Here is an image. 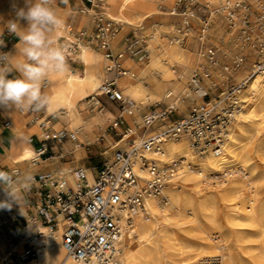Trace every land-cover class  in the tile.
<instances>
[{"label": "bare ground", "instance_id": "obj_1", "mask_svg": "<svg viewBox=\"0 0 264 264\" xmlns=\"http://www.w3.org/2000/svg\"><path fill=\"white\" fill-rule=\"evenodd\" d=\"M102 1L106 16L121 23L114 41L131 28L140 30L141 36L149 38L147 47H138L132 43L126 48L125 62L128 71L117 79L118 86L139 106L133 114L115 106L116 111L125 117L130 126L141 124L151 104L165 105L170 91L174 93L180 110H186L190 104L203 101L189 83L196 71L193 73V70L205 59L202 58V53L199 54L181 44V36L190 35L187 31L192 29V26L179 28L173 24L167 26L165 23L149 25L151 18L163 12L160 8L162 1L166 0ZM201 1L209 6L213 19L212 5L240 0ZM22 7L20 0H0V33L10 21L17 19L16 12ZM90 11L92 13L96 10L92 8ZM163 13L179 14L176 9ZM188 15H191L192 21L194 17L198 18L203 25L202 17L194 12H189ZM85 16L88 18L89 29L91 16ZM63 21L64 26L61 29H53L50 34L53 47L61 48V35L75 40L74 35L66 31L69 24L64 19ZM172 31L175 32L173 43L165 42L163 36ZM202 31L207 33L206 29L202 28ZM229 38L238 39L236 35H229ZM137 42L140 43V40ZM236 43L233 42V45ZM21 47L16 45L8 52L15 67L25 63V57L20 52ZM142 50L148 55L147 62L144 63H140L136 58ZM126 54L130 59L126 58ZM74 61L80 66L74 67ZM67 64V73L49 71L41 82V88L45 96L59 102L57 109L52 113L45 110L46 117L52 114L57 116V123L52 122L51 127L76 135L73 153L78 161L86 153L85 145L93 144L99 139L98 130L103 121L101 115L88 108L87 100L91 96L102 95L100 86L111 78L112 74L105 69L106 59L103 51L88 46H82ZM240 98L245 103L236 115L231 132L222 144L220 152L211 149L198 154L193 151L187 138L167 139L163 144V152L159 155L160 164L167 166L178 161L176 173L166 183L160 195L146 197L145 209L133 217L132 227L128 228L122 237L120 264H264V72L250 76ZM3 111L8 117L10 128L15 132V137L9 141L7 154L19 169V175L16 177L22 176L26 169L32 170L38 166L31 160L35 149L28 134L22 131L33 116L30 110L3 108ZM106 115H116L111 105L107 106ZM46 117H43V120ZM157 124L160 128L166 126L161 122ZM110 145L107 153L111 156L113 147L111 143ZM68 168L72 167L55 170ZM87 173L92 181L91 169H87ZM139 173L149 177L145 171ZM14 179L10 181L6 177L0 201L2 198L6 199L9 194H23L27 181L16 183ZM67 179L74 184L70 174ZM10 189L12 192H9ZM218 201L225 209L224 224L237 231L232 238L239 248L238 255H235L236 251L234 253V248L230 245L229 233L225 236L227 233L221 232L217 240L216 237L205 238L199 246V253L193 256L190 254L192 246L184 237L198 228L201 233H205V220L217 228L220 226L216 210ZM251 253L255 255H250ZM42 256L40 264H80L67 256L60 237L48 241L42 250ZM214 258H219V263L217 260L213 261Z\"/></svg>", "mask_w": 264, "mask_h": 264}, {"label": "built area", "instance_id": "obj_2", "mask_svg": "<svg viewBox=\"0 0 264 264\" xmlns=\"http://www.w3.org/2000/svg\"><path fill=\"white\" fill-rule=\"evenodd\" d=\"M79 1V11L91 16V30L87 33V28L78 29L75 40L59 37L66 61L82 46L102 50L105 69L112 77L101 84L100 92L118 104L119 110L133 114L139 106L117 84V79L128 71L125 53L132 44L130 38L126 37L122 43L125 49L116 51L114 38L121 23L106 16L102 0ZM176 3L182 7L179 15L187 27L190 26L189 12L199 15L210 11L200 0H176ZM92 8L96 11L91 13ZM213 11L214 17L215 13L220 16L222 24L211 23V11L207 18L202 16V28L207 33L201 29L198 39L201 47L202 43L204 45L202 56L205 60L190 82L192 90L203 99L202 103L190 104L188 112L180 111L170 91L167 103L151 108L141 124L130 126L120 113L109 117L108 123L101 127L99 140L108 145L112 143L111 156L103 150L102 155L107 158L93 167L76 166L31 176L26 184L24 212L12 205L11 210L3 209L0 214V264H40L42 250L48 241L57 237L67 256L80 264H120L122 237L132 227L133 217L145 209L146 197L160 195L176 173V161L167 166L160 164L159 155L167 139L187 138L198 154L211 149L221 151L245 103L240 96L250 76L264 72V0L226 2ZM8 25L0 35V68L9 62L5 47V38L11 33ZM215 25H222V35L211 36L210 30ZM66 31L73 34L72 26L68 25ZM230 33L238 37L235 45L228 41ZM206 40H209L207 46ZM136 58L141 62L148 55L145 51L142 55L138 53ZM7 75L9 78L11 74ZM102 95L87 100L89 109L101 115L107 110ZM30 112L33 113L31 121L42 131L41 139L37 135L29 137L31 143L36 139L40 141L31 159L34 164L51 157L56 144L67 138L77 140L73 132L52 129L53 115L43 120L39 111ZM159 122L166 126L160 128L156 125ZM5 126L9 128L10 122L6 121ZM87 169H91L92 181ZM140 171L147 172L149 177H144ZM68 174L73 177L74 184L68 181ZM17 175L19 169L15 166L10 169L8 178L12 181ZM1 184L0 180V189Z\"/></svg>", "mask_w": 264, "mask_h": 264}, {"label": "clouds", "instance_id": "obj_3", "mask_svg": "<svg viewBox=\"0 0 264 264\" xmlns=\"http://www.w3.org/2000/svg\"><path fill=\"white\" fill-rule=\"evenodd\" d=\"M53 0H25V6L16 12L17 19L9 22V31L18 37L21 54L27 62L18 64L17 78H8L0 70V109L41 111L50 113L58 107V101L42 93L41 82L49 71L67 73L69 67L62 48L51 46L47 39L50 29H61L63 19L51 5ZM5 173L0 171V180ZM20 197L9 194L0 201V209L11 210ZM11 201V203L9 202Z\"/></svg>", "mask_w": 264, "mask_h": 264}, {"label": "crops", "instance_id": "obj_4", "mask_svg": "<svg viewBox=\"0 0 264 264\" xmlns=\"http://www.w3.org/2000/svg\"><path fill=\"white\" fill-rule=\"evenodd\" d=\"M20 2L22 4V6L24 7L25 6V0H20ZM80 4L81 3L79 0H68V1L53 0V3L51 6L53 8H55L58 15L62 19H64L66 21V23L71 22L75 26V28H77V30H78L79 28H81L83 26H84V28H87V26H88L87 25L88 24L87 16L83 15L79 11ZM7 25L5 26V28H3V31H1L0 35H2L4 33ZM51 31H52V29H50L48 31L47 39L52 46L51 37H50ZM7 38H9V40ZM122 43L123 42L121 40L120 44H122ZM16 45H18V37L15 34L10 33V35L5 38V47L9 52V50L13 49ZM25 62H26V57H25ZM73 63H74L73 64L74 67L80 66V64L77 61H74ZM125 64L127 65L126 62H125ZM127 67H128V65H127ZM2 70L6 74L7 73L11 74L9 76V78H17L20 76V73L16 70V67L13 65L10 58H9V62L7 63V65L4 68H2ZM106 101H109V100L107 99ZM109 103H111L113 110L115 111L116 115H118L119 113L115 109L116 104H114L111 101H109ZM106 108H107V105H106ZM39 113H40V116L46 117L45 110H41V111H39ZM31 114L33 116V113H31ZM95 114H97V113H95ZM52 115H53L52 116V118H53L52 122L57 123L56 114H52ZM98 115H101V114H98ZM116 115H114V116H116ZM100 117H102V120H103L101 123V127H104L108 123V118L110 116H107L106 112H105ZM6 121H8V117L5 115L3 109H0V171H3L5 173L3 180H1V183H2L1 187L2 188L0 189V195L4 192L5 186L3 185V182L5 181L6 177L9 176L10 169L12 167L16 166L10 160V158L8 157V154H7V148L9 146V141L15 137V132L10 127L7 128L5 126ZM52 129L54 131H57L55 128H52ZM22 131L25 132L26 134H28L29 137L31 135H37L40 139L42 138L41 137L42 131H41L40 127L36 123H33L31 120L27 121V127H23ZM98 134L100 137V135L102 134L101 128L98 130ZM107 139L110 142H112V139L110 137L107 136ZM31 144L33 145L34 149H36L40 145V141L38 139H36L35 142L31 143ZM73 144H74V141L72 139H69V138L65 139L59 145L56 144L53 147V151H52L53 155L51 157L43 158L38 163V166L32 170L26 169L24 175L16 177L14 179V182H16V183H24V181L28 182L30 177L37 174V173L49 172V171H52V170H55V169L61 168V167H74L77 165H84V167H93V166H95L94 163L99 164V162H101V159L98 160L97 158L89 155L88 148H86L87 145H85V150H86L85 155H83V157L79 159L81 161H79V160L76 161L74 153H73V146H74ZM93 145H94V148L100 152L101 150H99V149H103L104 145H106V144H105V141H102V142L96 141L93 143ZM60 153L63 154V157L60 156ZM57 157H58V159H55ZM46 161H48V162L46 163ZM26 184L24 185V188H23V194L20 195L21 193H19L16 195L17 197L21 198L19 203L14 204V206H16L22 212H24V208H25L24 201L27 197ZM4 200H5V198L1 199V201H4ZM1 210H3V209H1ZM0 214H2V213H0Z\"/></svg>", "mask_w": 264, "mask_h": 264}, {"label": "rangeland", "instance_id": "obj_5", "mask_svg": "<svg viewBox=\"0 0 264 264\" xmlns=\"http://www.w3.org/2000/svg\"><path fill=\"white\" fill-rule=\"evenodd\" d=\"M201 1V0H200ZM62 2V1H61ZM202 2V1H201ZM219 6V4H215V5H212V9L213 10H215L217 7ZM176 9V12H179V14L181 13V11H182V7L180 6V5H178L177 3H176V0H166V1H162V7L160 8L163 12H170L171 10L173 11V10H175ZM210 9V8H209ZM163 12H161V13H159V14H157V15H155L153 18H151V20H150V23H149V25H152V24H154V23H165L167 26H170L171 24H173V25H176L177 27H179V28H183L184 27V24H183V19H182V15H179V14H169V13H163ZM209 13H210V11H203V12H201V13H199V15L202 17L203 16V18L205 19V18H207L208 16H209ZM194 20L192 21L191 19H190V26H192V29H189L187 32H189L190 33V35H186V36H181L182 37V40H181V44L185 47V48H191V49H193V50H195V52H197V53H199V54H201L202 53V51H204V45H203V43H202V47H201V43H200V41H199V39H198V37H199V35L201 34V26H202V23H201V21L198 19V18H196V17H194L193 18ZM209 19H212V17L210 16L209 17ZM215 19H218L217 21H215L214 22V20ZM211 23H217V24H222V22H221V18H220V16L217 14V13H215V17L211 20ZM68 24L69 25H71L72 26V35H75V33H76V31H77V28H75V26L71 23V22H68ZM189 26V27H190ZM84 27V26H83ZM82 28V27H81ZM81 28H79V29H81ZM75 29V30H74ZM221 29H222V25H220V27H218L217 25H215L214 27H212V29L210 30V32H211V36H213V37H215V36H217V34L219 35H222L223 34V32L221 31ZM90 30H91V28H89L88 30H87V33H89L90 32ZM52 31H53V29H52ZM52 31L50 32V34L52 33ZM216 35H215V34ZM214 34V35H213ZM175 35V32H168L165 36H163V39H164V41L165 42H167V43H173V36ZM229 35H231V37H235V34H229ZM192 36V37H191ZM210 36V35H209ZM126 37H129L130 38V42L131 43H135V45H137L138 47H140V46H142V45H145L146 47L147 46H149V38L148 37H143V36H141V32H140V30H134L133 28H131V29H129L126 33H124L118 40H115L114 41V45H115V50L116 51H118V50H120V49H124V48H126V46L124 45V44H120V42H121V40H122V42L125 40V38ZM229 38V37H228ZM8 40H9V38H7ZM138 39L140 40V43L139 42H137L136 43V41H138ZM231 38H229L228 39V41H229V43L230 44H232L233 45V42H237V40H235V39H231ZM194 44V46L192 47V45ZM205 44H206V46H207V44H209V40H206V42H205ZM201 47V48H200ZM136 48V47H135ZM143 53H145V51L144 50H142V51H140L139 52V55H142ZM127 55L128 54H126V58L127 59H130L129 57H127ZM202 56V55H201ZM202 58L204 59V57L202 56ZM126 59V60H127ZM147 59L148 58H144V61H141L140 63H144V62H147ZM199 67V66H198ZM197 67V68H198ZM250 68V66H247V69H249ZM195 70H197L196 68L193 70V73H194V71ZM190 85H191V83H189ZM102 100H103V102H104V104H106L107 106H110L111 105V103L109 104V102L108 101H106L107 100V97H102ZM195 103H197V104H200V103H202V101H197V102H195ZM115 104V103H114ZM116 106H118V104H116ZM155 105H153V104H151L149 107H148V111L151 109V108H153ZM159 106H164L163 104H160ZM89 108V107H88ZM188 109H189V106H188V108L186 109V110H180V111H183V112H188ZM147 111V112H148ZM146 112V113H147ZM142 123V122H141ZM162 124V123H161ZM161 124H159V125H161ZM157 126H158V124H157ZM263 141H264V136H263ZM96 141H100L99 139L98 140H96ZM109 141V140H108ZM102 142V141H101ZM105 144L106 145H104V147H103V149H99V150H101L100 152L99 151H97L95 148H94V145L93 144H89V145H87L86 146V148H88V152H89V155L90 156H93V157H95V158H97L98 160L99 159H101V161H103L104 160V158H107L106 156H103L102 155V151L103 150H107V148H109L110 147V145H108V143L107 142H105ZM112 144V143H111ZM112 147H113V145H112ZM108 150H110L111 151V149H108ZM112 153H113V151H112ZM109 155V154H108ZM112 155V154H111ZM110 156V155H109ZM100 163V162H99ZM176 163L178 164V161H176ZM97 163H94V165H96ZM98 165V164H97ZM78 166H84V165H78ZM76 167V166H75ZM210 186V185H209ZM263 197H264V187H263ZM220 203V204H219ZM221 205V202L220 201H218L217 202V206H216V210H217V217H218V219H219V223H220V226L217 228L214 224H212L210 221H207V220H205L204 222H203V229L206 231L205 233H201L200 232V230H199V228L197 229V230H194L192 233H189V234H187L185 237H184V240H186L191 246H192V249H191V251H190V254L191 255H196V254H198L199 253V246H200V244L202 243V242H204L205 240V238H207L208 236H210V237H216L215 238V240H217V236H219L220 234L219 233H229V236H228V233L227 234H225V236L227 235L228 237H229V239H230V245L231 246H233V248H234V253H235V251H236V253H235V255H238V250H239V248L237 247V244L235 243V241L233 240V235H235L236 233H237V231L236 230H234V229H231V228H229L228 226H226L225 224H224V220H223V217H224V207H223V204H222V207H223V209H222V207L220 206ZM219 215H220V217H219ZM222 219V220H221ZM224 225V226H223ZM224 227V228H223ZM225 230H227L226 232H225ZM230 231V232H229ZM227 237V238H228ZM199 243V244H198ZM232 248V247H231ZM232 248V249H233ZM256 253H257V251H256ZM250 255H255V253H251ZM219 258H214L213 259V261L215 260H217L216 262L217 263H219V261H220V259L218 260ZM212 261V260H211ZM204 264V263H203ZM208 264V263H207Z\"/></svg>", "mask_w": 264, "mask_h": 264}]
</instances>
